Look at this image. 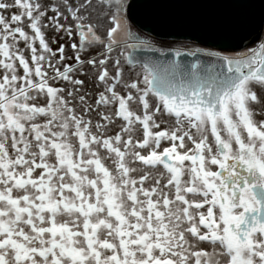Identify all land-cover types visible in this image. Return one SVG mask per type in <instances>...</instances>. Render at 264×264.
Segmentation results:
<instances>
[{
  "label": "snow or ice",
  "instance_id": "snow-or-ice-1",
  "mask_svg": "<svg viewBox=\"0 0 264 264\" xmlns=\"http://www.w3.org/2000/svg\"><path fill=\"white\" fill-rule=\"evenodd\" d=\"M133 6L0 0V264H264V20L165 47Z\"/></svg>",
  "mask_w": 264,
  "mask_h": 264
},
{
  "label": "water",
  "instance_id": "water-1",
  "mask_svg": "<svg viewBox=\"0 0 264 264\" xmlns=\"http://www.w3.org/2000/svg\"><path fill=\"white\" fill-rule=\"evenodd\" d=\"M129 11L145 31L161 41L204 47L240 44L256 36L264 20V0H130ZM242 21V29L231 27ZM243 36L244 40L240 37Z\"/></svg>",
  "mask_w": 264,
  "mask_h": 264
},
{
  "label": "rangeland",
  "instance_id": "rangeland-1",
  "mask_svg": "<svg viewBox=\"0 0 264 264\" xmlns=\"http://www.w3.org/2000/svg\"><path fill=\"white\" fill-rule=\"evenodd\" d=\"M92 3L95 4V5H97V6H99L101 4V0H92ZM102 12H103V8L97 7V10L93 13V17L95 19V23H96V26H97V30L101 34L104 33L106 27L109 24V22L106 19V17L101 14ZM51 35H52V33L50 31L46 32V36L47 37L50 38ZM157 40L160 41L162 43V45L165 46V47H169L170 46V41H161L159 39H157ZM202 47H204V46H202ZM258 94H259V90H258Z\"/></svg>",
  "mask_w": 264,
  "mask_h": 264
},
{
  "label": "flooded vegetation",
  "instance_id": "flooded-vegetation-1",
  "mask_svg": "<svg viewBox=\"0 0 264 264\" xmlns=\"http://www.w3.org/2000/svg\"><path fill=\"white\" fill-rule=\"evenodd\" d=\"M181 44H183V45H187V46H191V47H197V46L202 47V46L197 45V44H194V43H192V42L178 41V40H175V41L170 42V46H169V47L179 46V45H181Z\"/></svg>",
  "mask_w": 264,
  "mask_h": 264
}]
</instances>
